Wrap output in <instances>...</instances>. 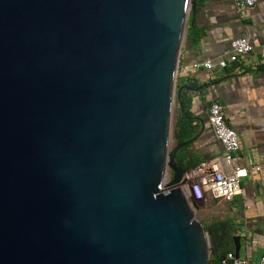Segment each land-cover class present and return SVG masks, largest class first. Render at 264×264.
<instances>
[{"label": "water", "instance_id": "obj_1", "mask_svg": "<svg viewBox=\"0 0 264 264\" xmlns=\"http://www.w3.org/2000/svg\"><path fill=\"white\" fill-rule=\"evenodd\" d=\"M196 0H0V264H209L171 145ZM169 171V177H167ZM240 256L239 235L231 236Z\"/></svg>", "mask_w": 264, "mask_h": 264}, {"label": "crops", "instance_id": "obj_2", "mask_svg": "<svg viewBox=\"0 0 264 264\" xmlns=\"http://www.w3.org/2000/svg\"><path fill=\"white\" fill-rule=\"evenodd\" d=\"M193 17L181 41L176 76V89L183 86L180 99L184 113L176 100L172 127L179 115L191 120L197 133L200 120L203 122L204 129L183 152L189 161L220 155L223 147L210 126L208 108L213 101L222 104L226 122L239 137L234 163L258 165L260 169H250L241 179L240 191L229 200L208 194L211 213L202 222L219 230L225 228L227 251H234L231 236L239 235L240 257L256 264L264 254V67L258 63L264 53V0L245 8H238L234 0H196ZM239 37L246 38L253 50L238 62H229L225 68L215 65L211 70L191 67L194 62L211 60L216 64L227 58L230 41Z\"/></svg>", "mask_w": 264, "mask_h": 264}, {"label": "built area", "instance_id": "obj_3", "mask_svg": "<svg viewBox=\"0 0 264 264\" xmlns=\"http://www.w3.org/2000/svg\"><path fill=\"white\" fill-rule=\"evenodd\" d=\"M256 0H234L238 8L251 7ZM227 58H221L214 64L211 60L194 62L193 69L211 70L215 65L225 68L229 62L235 63L246 53L253 50L252 44L244 37L234 38L229 44ZM258 63L264 67V53L260 54ZM208 120L215 138L223 147V153L212 158L202 159L197 165L185 170L183 178L186 182L181 185L185 194L193 200L203 198L205 193L214 198L229 200L240 191L241 179L248 176L250 169L259 170L260 166H248L234 163L240 142L237 132L228 125L224 116V108L217 101L210 103ZM189 181H192L189 183ZM218 264H250L247 258L236 256L228 250L219 257ZM256 264H264V254H261Z\"/></svg>", "mask_w": 264, "mask_h": 264}, {"label": "trees", "instance_id": "obj_4", "mask_svg": "<svg viewBox=\"0 0 264 264\" xmlns=\"http://www.w3.org/2000/svg\"><path fill=\"white\" fill-rule=\"evenodd\" d=\"M196 133V127L191 123V120H188L184 115L177 116L174 122L172 134L176 144L192 138L194 135H196ZM187 148L188 145L180 147L178 150V157L176 158V162L186 171L197 165L200 161H189L186 156H183V152H185ZM204 224L206 225V223ZM219 257L220 256H211L209 259V264H218Z\"/></svg>", "mask_w": 264, "mask_h": 264}, {"label": "rangeland", "instance_id": "obj_5", "mask_svg": "<svg viewBox=\"0 0 264 264\" xmlns=\"http://www.w3.org/2000/svg\"><path fill=\"white\" fill-rule=\"evenodd\" d=\"M174 106H175V102H174ZM167 177H169V171H168ZM191 182L192 181H189V183H191ZM188 199L190 200V202H193L196 205V208H195L196 218L205 222V218H203V217H206L211 213L210 209H209V205L211 203L208 200L209 199L208 194L205 193L203 198H199V199H195V200H193L191 198V196H188Z\"/></svg>", "mask_w": 264, "mask_h": 264}]
</instances>
